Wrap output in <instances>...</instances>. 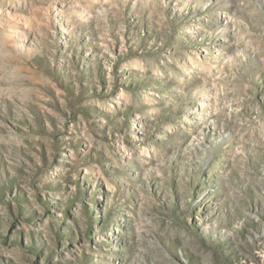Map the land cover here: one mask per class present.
<instances>
[{
  "label": "rangeland",
  "instance_id": "374dc122",
  "mask_svg": "<svg viewBox=\"0 0 264 264\" xmlns=\"http://www.w3.org/2000/svg\"><path fill=\"white\" fill-rule=\"evenodd\" d=\"M0 264H264V0H0Z\"/></svg>",
  "mask_w": 264,
  "mask_h": 264
}]
</instances>
